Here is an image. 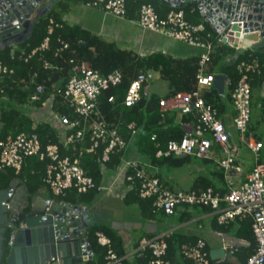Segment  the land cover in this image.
Returning a JSON list of instances; mask_svg holds the SVG:
<instances>
[{
    "label": "built area",
    "instance_id": "1",
    "mask_svg": "<svg viewBox=\"0 0 264 264\" xmlns=\"http://www.w3.org/2000/svg\"><path fill=\"white\" fill-rule=\"evenodd\" d=\"M88 5L101 7L121 19L126 17L125 0H94ZM196 7L200 12L197 4ZM244 13L245 20H239V14L233 11L232 14L227 15L232 16L228 24L222 26L225 17L221 14L215 12L209 17L205 12H200L204 21L217 33L218 39L234 48L236 52L238 44L245 35L258 34L259 40L264 42V37H260L262 28L259 30L254 28L252 31L247 28L248 31L245 32L244 24L249 15L254 13L250 8ZM136 22L143 32H151L166 41H179L201 50L195 89L179 92L171 97L159 95L161 113L172 112L179 120L184 116L193 119L182 124L184 135L180 140L168 141L164 149L158 148L155 156L157 158L191 156L213 160L214 168L224 173L225 190L213 187L201 190L174 189L158 176L156 167L129 156L127 151L131 146L130 138L127 139L120 133L119 125L109 123L99 108L104 91L122 83V73L114 70L103 75L98 70L92 69L88 63L72 65L64 87L48 94L45 100H42L45 87L38 85L26 105L32 119V128L35 130L41 124L50 126L55 129L58 142L42 146L35 132L9 135L0 140V168H12L16 174H20L26 158L35 157L47 162L43 180L51 193L56 196L64 195L71 189L85 193L95 188L100 195L113 196L120 188L124 189L125 185L126 188H130V184L137 180L139 196L144 199L153 198V206L166 216H173L179 210L190 211L194 207H202L209 209L216 217L217 223L222 226L250 217L256 247L245 264H264V134L258 130L259 123L264 122V82L257 89H253L248 83L249 73H260L258 59L254 58L238 64L237 70L242 73V77L231 94L233 115L221 117L218 109L203 98V92L210 89L215 77L220 75L207 72L211 62L212 45L199 38L198 34L204 30V25L188 22L182 10L173 9L166 18H160L151 4L141 5ZM234 24H237L239 31H233ZM262 25L264 22H261ZM51 31L52 29H49V32ZM237 32L240 34L238 38ZM230 38L237 39L238 44L229 42ZM60 43L61 47L57 49L56 56L68 47L64 41L60 40ZM48 48L49 38H46L28 58L36 51ZM28 58L25 60L27 61ZM44 67L51 68L52 65L44 60ZM13 74L14 70L0 59V82L5 81L6 76ZM153 80L154 72H148L141 78L133 80L120 102L121 105L133 107L143 97L149 99L157 95L152 90ZM227 84L228 81L226 86ZM4 93L5 88L1 86L0 96L2 97ZM57 97L62 101V105L74 114L73 118L57 107L55 102ZM254 98L259 99L256 108L253 106ZM38 102H41V105L37 106ZM108 102L116 104V96H110ZM254 109L260 112L256 124L255 121L253 122ZM127 128L132 131V136H136L138 131L135 122L128 124ZM260 135L263 136L259 139ZM155 139L154 135L152 140ZM156 146L159 147V144ZM242 146L254 154L256 161L247 173L243 172L238 160ZM62 150L66 153L62 154ZM220 154L223 157H220ZM88 155H98L97 161L102 177L99 184L83 167V159ZM114 155L119 156L120 162L110 171L108 163ZM126 188L125 193L121 194L124 198L127 193ZM172 232L166 230L154 237H144L139 241L138 250L141 251L139 255L146 249L152 253L153 258L147 264H171L166 256L167 238ZM219 234L221 247L217 249L224 250V258L212 260L211 249L204 238H197L194 243L182 244L180 257L192 261L193 264H211V261L216 263L225 258L228 261L234 260L235 250L246 245L247 242L225 233ZM96 237L98 244L107 248L105 264H124L125 256H119L112 249V242L104 232H96ZM11 243L12 241L9 242Z\"/></svg>",
    "mask_w": 264,
    "mask_h": 264
},
{
    "label": "trees",
    "instance_id": "2",
    "mask_svg": "<svg viewBox=\"0 0 264 264\" xmlns=\"http://www.w3.org/2000/svg\"><path fill=\"white\" fill-rule=\"evenodd\" d=\"M94 0H51L47 5L38 12V16L32 20L28 32L19 38L0 44L1 61L14 70V74L6 76L5 81L0 82V87L5 88V93L0 96V140L9 135H16L20 132H35L38 134L42 146L49 143H57V133L55 129L48 125L41 124L35 130L32 128V119L29 116L26 105L28 100L38 85L45 87V94L42 100H45L48 94L53 93L57 88L64 87L70 76L71 66L74 64L88 63L89 66L98 70L103 75H107L114 70L122 73V83L117 87H111L104 91L100 98V111L109 123L117 124L120 133L125 138H130L131 149L127 151L136 152L134 158L145 159L144 161L156 168L182 167L198 161L199 165L207 167L196 176L190 189L201 190L207 187L225 190L224 173L214 168V161L210 159H199L196 157H162L155 156L158 148L164 149L170 140H180L184 135L182 124L190 122L193 118L184 116L177 119L172 112H160L159 95H153L147 99L143 97L135 106L125 107L121 101L125 95L130 83L141 78L148 72L159 74L160 78L167 84L165 97H171L179 92H189L195 89L196 74L199 67V58L201 50H196L185 56H176L173 53L163 51L153 52L147 55H141L134 50L121 48L117 43L107 41L101 36L84 29L78 24H68L63 19L71 7L76 3L88 4ZM126 1V18L134 20L137 18L138 10L142 4H151L160 18H166L167 14L175 9L182 10L185 18L191 24H203L204 30L199 32L201 41L211 43L212 50L210 53L211 62L207 72L218 73L228 77V84L225 92L221 94L217 89H207L203 92V98L208 103L218 109L221 117L233 115V106L231 94L242 77V73L237 70L238 64L242 61H249L257 58L259 61L260 73H249L248 83L253 89L260 87L264 82V48L256 50H247L238 60L230 63L235 55L236 50L223 44L217 36V33L206 23L201 16L196 4L183 5L181 7H172L168 3L160 0H125ZM49 29H52L49 32ZM46 38H49V48L43 51H36L30 58L29 55L38 49ZM60 40L66 42L68 47L56 56L57 49L61 47ZM28 58L26 61L25 59ZM44 60L51 63V68L44 67ZM71 60L73 63H71ZM110 96H116L117 103L108 102ZM258 98H254L253 106L256 108ZM56 105L64 113L73 118L74 114L62 105V101L57 97ZM41 105L38 102L37 106ZM25 108V110L22 109ZM255 110V109H254ZM164 115L162 117L161 115ZM73 115V116H72ZM254 115V113H253ZM263 117V114H261ZM135 122L137 124V134L132 136V131L127 128L128 124ZM254 122V120H253ZM256 124V123H255ZM254 125V123H253ZM252 130H255L252 128ZM155 140H152L153 136ZM263 135L258 136L259 139ZM159 144V147L156 145ZM62 154L66 151L62 150ZM98 155H88L83 159V167L86 172L95 179L99 184L102 180ZM119 156H113L108 163L109 170L112 171L114 166L119 164ZM45 161H40L35 157H28L20 174H16L12 168L0 169V190L6 189L10 183L21 178L28 186L32 196L39 195L41 192L46 194L50 199L64 201L74 205L84 207L92 206L100 193L97 189H90L85 193H78L76 190H67L64 195L56 196L51 193L44 183ZM130 189L125 196L127 204H136L146 219H157V217L167 218L161 210L153 206L154 199H144L139 196V183L135 180L130 184ZM203 210L209 211L207 208ZM210 212V211H209ZM183 221L192 218L188 212L181 213ZM252 219L246 217L242 220H236L228 226L219 225L216 217L213 221L215 230L222 233H229L232 236L241 238L246 245H242L234 252V260H229L222 264H245L256 247V240L251 230ZM104 232L112 242V249L124 257L125 246L122 237L106 224H92L87 231V238L90 241L94 257L85 264H105L107 248L98 244L96 232ZM12 230L7 229L4 233L5 241L3 244L4 258L1 264L6 263L8 252V240ZM197 239L188 237L180 232H172L167 238V256L171 264H193L190 260L180 258V247L184 243H194ZM153 258L150 250L146 249L137 258V263L147 264ZM124 264H129L124 259ZM211 264H216L211 261Z\"/></svg>",
    "mask_w": 264,
    "mask_h": 264
},
{
    "label": "water",
    "instance_id": "3",
    "mask_svg": "<svg viewBox=\"0 0 264 264\" xmlns=\"http://www.w3.org/2000/svg\"><path fill=\"white\" fill-rule=\"evenodd\" d=\"M163 3L183 6L197 4L201 13L212 17L219 13L225 19L222 26L228 24L236 11L239 20H245L244 11L250 8L254 15H249L244 24L245 32L262 28L260 37H264V0H160ZM45 0H0V44L25 35L33 16H37ZM236 18V17H235ZM233 31L238 30L237 24L232 25ZM240 30V29H239ZM238 30V31H239ZM240 34L237 32L236 37ZM225 41V40H224ZM229 42L238 44V40L230 38ZM264 48V42L259 40L258 34L245 35L236 55L230 63L235 62L247 50ZM226 75H217L212 88L221 94L225 92ZM5 170L4 168H0ZM22 206L18 209L19 204ZM18 212H17V211ZM16 211L17 218L8 220V212ZM81 205H74L64 201L45 203L38 207L27 184L17 178L6 189L0 190V264L4 258V233L12 230L8 240V252L5 264H77L90 261L94 251L87 238L89 229L88 216ZM12 241L11 244L9 242ZM222 249L210 251L212 260L224 258ZM216 262L222 264L227 262Z\"/></svg>",
    "mask_w": 264,
    "mask_h": 264
},
{
    "label": "crops",
    "instance_id": "4",
    "mask_svg": "<svg viewBox=\"0 0 264 264\" xmlns=\"http://www.w3.org/2000/svg\"><path fill=\"white\" fill-rule=\"evenodd\" d=\"M51 0H45L43 5H41L39 11L43 9L48 2ZM85 6L89 9L100 8L104 13L101 15L99 14V20L95 27H90L88 23H82L79 20V16H76L74 13H79L78 7ZM102 14V13H101ZM39 14H37L38 16ZM110 13L106 12L101 7H95L88 4L76 3L74 4L70 11L64 15L63 19L68 24H78L82 26L84 29L91 31L94 34H97L104 38L107 41L115 42L119 45V43H126L128 47L124 49H131L136 51L141 55H147L157 51H163L166 53H173L174 48L172 47L173 41H166V39L159 37L151 32H141L137 33L136 35L133 33H128L127 36L122 34L123 29H119L117 26L108 25V21L110 20ZM37 16H33L35 19ZM127 22H136V19L130 20L128 18H124ZM138 24V23H137ZM182 43V42H181ZM198 49V48H197ZM186 54H184L185 56ZM153 87V86H152ZM167 91V90H166ZM164 94L161 96L165 95ZM155 94L157 92L153 91ZM159 95V94H157ZM132 147H130L131 149ZM130 155L135 156L136 152H131ZM136 157V156H135ZM142 163L144 162L142 159L138 158ZM166 168V169H165ZM158 176L164 180L168 185L173 187L174 189H178V185H180L177 181V178L172 176V172L167 170V166L162 168H156ZM207 167L204 165H198L196 171L197 173H201L202 171H206ZM246 173V172H245ZM197 174L196 176H198ZM195 180V178H194ZM192 180V183L194 182ZM190 186V187H191ZM126 188V185H125ZM124 188V189H125ZM120 188L118 193L113 196H105L100 195L99 199L89 208L90 211V218H88L89 227L92 224L102 223L108 225L114 231L119 233L122 237V241L125 246V259L128 260L129 264H139L137 263V258L140 256V252L138 250L139 241L144 237H154L157 234H160L163 231L171 230L174 232H180L182 234L187 235L188 237L192 238H204L210 247V249H217L220 248V234L218 230H215L213 227V221L215 216L209 212L204 211L202 207H194L190 211L187 209L179 210L176 212L172 217L161 218L160 216L157 219H146L143 217L140 208L136 204H127L125 202V198L121 196V194L125 193V190ZM130 188L127 187L126 191ZM187 188L185 190H189ZM124 190V191H123ZM34 201L37 203L38 207H42L45 203H54V200L50 199L46 194L40 193L39 195L34 196ZM131 206H135L136 210L140 216L137 217L138 221L136 223L131 222L125 218H122L121 211L126 212V208ZM84 207V206H83ZM87 209V207H84ZM125 208V211H124ZM130 209H128L129 211ZM131 213V211H129ZM188 212L192 214V218L189 220L183 221L181 219V213ZM93 214V215H92ZM124 215V214H123ZM159 224V226H156ZM225 234L231 235L227 232ZM181 258V257H180ZM77 264H85L84 263H77Z\"/></svg>",
    "mask_w": 264,
    "mask_h": 264
},
{
    "label": "rangeland",
    "instance_id": "5",
    "mask_svg": "<svg viewBox=\"0 0 264 264\" xmlns=\"http://www.w3.org/2000/svg\"><path fill=\"white\" fill-rule=\"evenodd\" d=\"M77 9L79 13H74V14L76 16H79L80 22L85 23V24L88 23L89 26L92 28L95 27L96 24L98 23L99 14H100V19H101V15H103L104 13L100 8L89 9L85 6H80ZM108 23H109L108 25L117 26L119 27V29L120 28L123 29L122 34L124 36H127L128 33H133L136 35L142 30V28L137 24V22L134 21L130 23V22H127V20L124 18L121 19L113 15H110V20L108 21ZM172 45H173L172 47L174 48V52L176 56L190 54L196 50L195 49L196 47L190 46L185 43H181L179 41H173ZM119 46L121 48L128 47L126 43H122V44L119 43ZM152 90L153 91L155 90L157 94L159 95L164 94V92L167 90L166 82L162 80L159 74L157 73H154ZM22 109L25 110L24 107H22ZM259 113L260 112L257 110L254 111L253 120L255 121V123H258L257 115ZM1 125L2 124H0V127ZM258 130L264 134V122L259 123ZM220 157H223V155L220 154ZM142 160L144 161L145 159H142ZM238 160H239V164L243 172H246V173L249 172L250 169L256 164L254 154L251 153L249 150H247L245 146L241 147L240 156L238 157ZM198 165H199V162L194 161L190 165H185L182 167H168L167 166V170H170L172 172V176H174V178L175 177L177 178V181L180 184L178 185L179 186L178 189L185 190L187 188H190L192 180L196 178V175L198 174L197 173L198 171H196ZM128 209H130L129 211H131V213L128 211ZM85 210H86L85 214L88 216V218H90L91 214H90L89 208L87 207V209ZM137 210L135 206L126 208V212L121 211L122 218H125L127 220H130L133 223H136V221H138L137 217H139L140 219V216ZM124 211H125V208H124ZM156 226H159V224H156Z\"/></svg>",
    "mask_w": 264,
    "mask_h": 264
},
{
    "label": "flooded vegetation",
    "instance_id": "6",
    "mask_svg": "<svg viewBox=\"0 0 264 264\" xmlns=\"http://www.w3.org/2000/svg\"><path fill=\"white\" fill-rule=\"evenodd\" d=\"M23 201H21V204H19L18 209L22 206ZM17 211V210H16ZM16 211H9L8 212V220L11 222L12 219L17 218L16 215L18 214Z\"/></svg>",
    "mask_w": 264,
    "mask_h": 264
}]
</instances>
